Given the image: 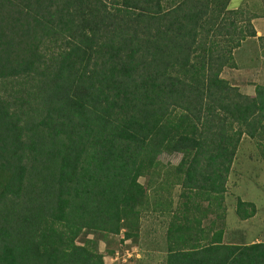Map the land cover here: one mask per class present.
Segmentation results:
<instances>
[{
	"label": "trees",
	"instance_id": "1",
	"mask_svg": "<svg viewBox=\"0 0 264 264\" xmlns=\"http://www.w3.org/2000/svg\"><path fill=\"white\" fill-rule=\"evenodd\" d=\"M231 1L0 0V264H104L146 220L162 249L135 264H264V242H225L244 138L264 161V87L221 77L264 13Z\"/></svg>",
	"mask_w": 264,
	"mask_h": 264
},
{
	"label": "rangeland",
	"instance_id": "2",
	"mask_svg": "<svg viewBox=\"0 0 264 264\" xmlns=\"http://www.w3.org/2000/svg\"><path fill=\"white\" fill-rule=\"evenodd\" d=\"M230 8L234 10L241 8L244 14L245 11L259 13L258 9H261L262 13H264L262 9L264 8V0H232ZM251 23L256 31V36L243 42L241 49L235 52V60L239 68H224L221 77L228 81L231 86L237 87L242 95L249 96L251 100H254L255 86L261 85L264 87V57L261 54L262 50L264 51V17L253 19ZM250 59L253 60L250 61ZM180 158L181 155L179 154L171 156L162 154L159 160L165 165H176L180 161ZM141 182L145 184L144 179ZM227 188L225 240H231L233 239L232 237L234 239L240 238L239 235L244 237L246 242H254L258 238L259 240H264V161H262L258 150L255 149L254 143L247 138H244L238 147L236 159L228 176ZM235 196H238L242 200L253 202L257 206L258 210L253 218L246 221L237 219L232 210ZM156 226L158 227L157 230L152 228L150 235L147 236L146 229ZM164 230L165 228L162 229L159 226V221H156V223L151 222V220L144 221L142 226L143 234L141 236L142 246H139L140 252L139 249L137 250V245L132 246L134 247L133 251L136 253L135 259L142 257L140 253L142 251L145 252V249H148L150 244L156 243L162 249V233ZM121 237L122 235L119 238L109 240V245L103 241L98 245V252L105 255V259L109 264L111 255L108 253L113 248L121 249L118 242ZM161 253L155 252L151 256H146L148 260L145 258L144 264H162L163 259L159 257ZM163 255L162 253V257ZM128 261L113 264H135L134 259L132 262Z\"/></svg>",
	"mask_w": 264,
	"mask_h": 264
},
{
	"label": "built area",
	"instance_id": "3",
	"mask_svg": "<svg viewBox=\"0 0 264 264\" xmlns=\"http://www.w3.org/2000/svg\"><path fill=\"white\" fill-rule=\"evenodd\" d=\"M123 239V236L120 238ZM129 244V241H124L122 245H120L121 249H117L114 254L111 256L110 264L122 262L125 263L127 260L131 259L133 256H136L135 251H133V248H124L125 245Z\"/></svg>",
	"mask_w": 264,
	"mask_h": 264
},
{
	"label": "crops",
	"instance_id": "4",
	"mask_svg": "<svg viewBox=\"0 0 264 264\" xmlns=\"http://www.w3.org/2000/svg\"><path fill=\"white\" fill-rule=\"evenodd\" d=\"M256 210H258L257 209V206H256ZM226 235V234H225ZM91 238V237H90ZM228 241H230V242H228V243H236L235 241H233V242H231V240H228ZM225 242H227V240H225ZM253 242V241H252ZM254 242H264V240H259V238L258 239H255L254 240ZM103 254V253H102ZM103 260H104V264H109V263H107V261H106V257H105V255L103 254Z\"/></svg>",
	"mask_w": 264,
	"mask_h": 264
}]
</instances>
